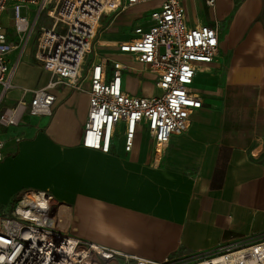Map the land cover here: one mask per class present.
Instances as JSON below:
<instances>
[{
  "label": "crops",
  "instance_id": "0c3cea01",
  "mask_svg": "<svg viewBox=\"0 0 264 264\" xmlns=\"http://www.w3.org/2000/svg\"><path fill=\"white\" fill-rule=\"evenodd\" d=\"M147 3L155 6L139 17L137 26L144 28L151 25L150 15L161 0ZM184 4L191 26L218 24L219 30H226L222 37L219 33L218 56L200 67L191 85L203 103L190 113L189 129L172 136L158 163L144 127L136 132L129 152L124 149L125 124L120 126L123 141L117 144L116 135L109 152L86 148L82 138L89 82L80 90L60 85L54 89L59 104L52 116L25 113L17 126L4 129L0 212L25 190L47 191L56 202V215L73 236L153 262L210 256L228 244L264 239V0H216L213 7L206 0ZM135 6L104 16L101 22ZM115 24L112 19L102 27L96 43L107 60L108 77L115 65H124L126 93L156 96L146 93V86L152 77L160 90L158 74L118 47L135 35L137 26L129 35L102 39ZM36 32L39 36L37 28L26 44ZM26 48L8 55L17 67L14 87L5 94L2 104L7 105L0 111L30 99L31 92L24 89L43 87L50 78L43 67L30 66ZM117 54L128 56L136 70ZM91 58L89 54L85 69ZM23 67L34 72V85H15L18 74L24 76ZM131 74L141 89L130 88ZM14 91L18 96L8 99ZM13 176L21 181L10 186L7 181Z\"/></svg>",
  "mask_w": 264,
  "mask_h": 264
},
{
  "label": "built area",
  "instance_id": "2783aa9c",
  "mask_svg": "<svg viewBox=\"0 0 264 264\" xmlns=\"http://www.w3.org/2000/svg\"><path fill=\"white\" fill-rule=\"evenodd\" d=\"M52 0H0V106L14 87L8 55L18 48L3 31L1 19L11 11L15 32L27 43L38 28L35 58L50 73L47 84L0 111V162L4 158V129L17 126L25 113L49 117L54 113V89L60 85L82 89L89 82V110L82 144L89 149L109 152L120 126L125 124L124 149L133 148L136 132L147 130L152 140L154 162L158 163L172 136L190 127V113L202 107V99L191 90L196 72L219 54V26L187 20L184 0H161L151 15L148 28L137 26L134 36L118 44L120 52L158 74L160 95L131 96L122 86L124 65H115L108 77L107 60L97 48L96 34L104 16L154 0H118L107 13L105 3L114 0H54L47 16L49 27L40 26L42 14ZM216 0H206L213 7ZM36 7L33 21L20 16L19 9ZM89 54L92 58L85 69ZM264 264V239L252 243L228 244L210 256L167 258L153 262L124 254L100 244L73 236L60 224L53 196L43 190H25L11 211L0 214V264Z\"/></svg>",
  "mask_w": 264,
  "mask_h": 264
},
{
  "label": "rangeland",
  "instance_id": "374dc122",
  "mask_svg": "<svg viewBox=\"0 0 264 264\" xmlns=\"http://www.w3.org/2000/svg\"><path fill=\"white\" fill-rule=\"evenodd\" d=\"M53 1L54 0L51 1L50 5L48 7V10L42 14L40 21H39L40 26H43V25L46 27L50 26L51 20L47 16V13L51 10V7L53 5ZM116 3L118 5L117 0H116ZM153 6H155V3H141V4L136 5L134 8H131L130 10L121 13L116 18H111L110 20H109V18H106L104 21H102L99 24L95 40L99 39V33H100L101 28L105 27L112 19L115 20L116 24L114 25V27L109 28L108 31H106L103 34L102 39L112 40V39H115V36L131 34L132 29L137 26V23H139V21L141 19L139 17H141L143 14L147 13L148 10L150 8H152ZM31 9L32 10L30 11L29 9H27L26 6H21L19 9L20 16H29L30 20L33 21V19L35 18V15H36V12H35L36 7L32 6ZM137 18H139V19H137ZM1 25H2L3 29H7V30H3V31L8 32L10 34V36L12 35L13 40L15 41V44L18 45V48L15 49V51H14L15 55L18 54L19 51L21 52V50L27 46L26 50L28 49L27 52H29V55L31 57L30 63H29L30 66L42 68L43 66L35 58L37 36H38L37 33L38 32L35 33V36L33 34L31 41L28 44H26L24 36L22 37V39L20 37L15 36V34H14L15 18L9 13V11L4 13V15L1 19ZM225 31H226L225 28H222V27L220 28L221 37L225 34ZM116 58L119 59L120 61H122L123 63H125L127 66H129L131 71L134 72L136 70L134 63L128 59V56L119 57L117 54ZM21 73H24V76L18 77L19 76V74H18V76L15 79V85H17V86L29 85L30 86V85L35 84V79H36L35 74L31 69H26L25 67H23V69L21 68L20 74ZM133 76L134 75L131 74V77L129 78L130 88L133 90L141 89L142 88L141 83L139 81L133 79L132 78ZM144 77H146V76H144ZM137 78L142 79L143 77L138 76ZM148 79H149V83L146 86L147 87L146 93H149L151 95L152 94L153 95H160L161 94L160 90L155 85H153L151 83V81H154V79L152 77H149ZM144 85H146V84H144ZM195 87L197 88V90L200 91L199 85L195 84ZM17 96H18V93L16 91H14L9 95L8 99L13 100ZM58 104H59V102L55 103V107ZM6 105H7V103L5 102L1 106L3 107ZM55 107H54V109H55ZM115 140H116L117 144H120L123 141L122 133L117 134V137ZM112 145H113V143H112ZM112 145H111V148H112ZM20 179H21L20 177H15V176H13L12 178L9 177L7 183L11 186L14 183H19L21 181ZM23 183H25V182H23ZM25 187L26 186H24L22 188V190L26 189ZM18 197L19 196H16V195L13 196V200L11 201V203L6 205L3 208L4 212L1 211L0 214H4V213L8 214L11 211V209L14 207L15 202L18 199Z\"/></svg>",
  "mask_w": 264,
  "mask_h": 264
},
{
  "label": "bare ground",
  "instance_id": "6f19581e",
  "mask_svg": "<svg viewBox=\"0 0 264 264\" xmlns=\"http://www.w3.org/2000/svg\"><path fill=\"white\" fill-rule=\"evenodd\" d=\"M116 7H117V3H116V0H114L113 3H110V4L109 2L105 3L104 9L106 10L107 13H111ZM60 224L63 227L64 226L67 227L66 223H64V220L62 221L60 220Z\"/></svg>",
  "mask_w": 264,
  "mask_h": 264
}]
</instances>
